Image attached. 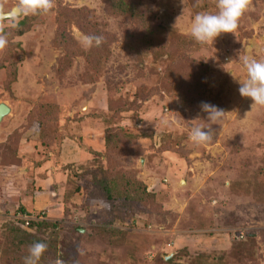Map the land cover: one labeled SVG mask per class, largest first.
<instances>
[{"label":"rangeland","instance_id":"374dc122","mask_svg":"<svg viewBox=\"0 0 264 264\" xmlns=\"http://www.w3.org/2000/svg\"><path fill=\"white\" fill-rule=\"evenodd\" d=\"M58 1L0 50V103L11 108L0 122V264L12 255L7 230L20 205L59 224L35 233L57 246L59 264L63 256L68 264H264V106L252 108L232 75L247 79L243 57L264 62V0H251L235 33L204 45L191 24L197 14H216V0H133L178 35L159 54L135 51L132 23L106 0H61L87 7L118 37L95 71L84 54L94 44L83 47L87 34L71 24L85 52L62 73L69 50L56 38ZM18 3L0 0L5 12ZM22 16L0 19V34ZM10 50L22 58L16 81ZM196 62L209 70L191 89L187 64ZM202 102L223 116L211 124ZM37 113L54 116L53 130ZM196 127H211L210 141L193 143ZM101 169L131 171L141 183H126L131 196L143 191L126 220L114 213L122 201L108 200L98 183Z\"/></svg>","mask_w":264,"mask_h":264},{"label":"trees","instance_id":"16d2710c","mask_svg":"<svg viewBox=\"0 0 264 264\" xmlns=\"http://www.w3.org/2000/svg\"><path fill=\"white\" fill-rule=\"evenodd\" d=\"M106 1L108 4V10L111 13L115 15H122L125 19L132 23L135 36L137 37L135 51L139 49V53L142 51V53L159 54L164 47L169 48L168 42H171L172 47H174L175 42L178 40V35L174 32L168 34L166 28L156 19V16L151 11L145 9L140 3H135L133 0ZM58 2L62 5L61 0ZM57 15L59 29L57 30L56 38L58 40V44L60 46L67 47L69 50V53H67V55L59 62V72L62 73L72 63L71 59L73 54L85 52L79 49L77 39L70 32L69 26L71 24H76L80 30L87 35H97L104 38L100 46L97 47L94 44V47L90 52L84 53L88 58L89 66L95 71H100L104 62L110 56V45L118 39L117 35L106 31L103 27L96 23L91 10L87 7L71 9L62 5ZM35 16L36 15H23L14 27L3 29V33L6 35L8 43L9 40L16 39L17 37L27 33L35 20ZM7 48H13V46H8ZM13 52V50H10L8 55L10 64L9 77L10 79L12 77V79L16 81L18 76L17 63L19 60H22V58L19 55H13ZM196 63L197 64H187L190 67L189 72L191 73L193 71L190 76L191 80L186 83V85L188 84V87L191 89H197L196 87L199 86L203 76L209 70V67L204 62ZM194 102V99L190 101V103ZM35 118L39 122L42 121L43 124L47 126L46 128H48V130H53L51 126H54L56 123V119L53 115L50 113L38 115L37 113ZM45 136L55 137V135H50L48 133H45ZM100 173L103 177L100 179L103 180L104 183L101 180H99L98 183L102 186V190H104L107 194V197H105L111 202H115L116 199H120L122 201L121 207L115 208L114 213L120 217V220H126L127 215L131 214L130 211L132 210L134 204H136V199H139L136 192L138 191L140 196L143 194L142 189L139 190V188L135 192V195L131 196L129 194V191L132 190V188L129 187L132 185V182L129 180L132 181V179H136L134 178L133 172H116L113 175H110L101 169ZM98 178L95 176V179ZM126 183L129 186H126ZM134 183L135 185L141 184L139 181H133V184ZM121 186H124V190L121 189ZM77 189H79V187ZM19 210L23 213L27 212L23 205H20ZM122 214H124V216ZM109 223H112V221L109 220ZM58 225V223L48 221L45 218L43 220H33L29 225H25V222L22 220H19L18 222L13 220V222L9 224V230H7V237H9L8 239L10 241V245H7V249L11 250L12 255L5 253L3 255L5 260L2 264H23V258L28 255V246L34 242H42L47 245V249L41 257L39 264H58L56 259L58 256L57 246L52 247V243L48 244L45 239L35 234L38 230L44 231L43 229L47 227L50 229H56ZM48 250L50 251V256L55 257L54 260H49L47 257ZM63 258V264H68V259H66L65 256H63Z\"/></svg>","mask_w":264,"mask_h":264},{"label":"clouds","instance_id":"9594fccd","mask_svg":"<svg viewBox=\"0 0 264 264\" xmlns=\"http://www.w3.org/2000/svg\"><path fill=\"white\" fill-rule=\"evenodd\" d=\"M251 0H216L218 12L216 14H197L190 28V35L196 43L201 45L212 44L223 33H235L238 28L240 17L248 9ZM55 6V0H19L18 7L23 15L47 14ZM102 36L85 35L82 37V46L90 48L100 46L103 42ZM6 35L0 34V50L7 46ZM243 64L247 71V79H238L232 72L234 78L239 81V92L241 96L251 98L252 108L264 106V62L243 57ZM202 110L207 112L208 121L212 124L217 122L224 114L222 109L207 102H202ZM207 129V131L205 130ZM212 129L196 127L190 134V140L202 145L210 141ZM47 249L42 242H34L28 246V255L23 258V264H39V261ZM59 264V262H58Z\"/></svg>","mask_w":264,"mask_h":264},{"label":"water","instance_id":"95a60500","mask_svg":"<svg viewBox=\"0 0 264 264\" xmlns=\"http://www.w3.org/2000/svg\"><path fill=\"white\" fill-rule=\"evenodd\" d=\"M21 14L19 7H14L11 11L5 12L2 5H0V19L13 18ZM11 112V108L6 103H0V122L3 118Z\"/></svg>","mask_w":264,"mask_h":264},{"label":"built area","instance_id":"2783aa9c","mask_svg":"<svg viewBox=\"0 0 264 264\" xmlns=\"http://www.w3.org/2000/svg\"><path fill=\"white\" fill-rule=\"evenodd\" d=\"M17 215H16V218H18L19 220H22L25 222V225H29L31 221L33 220H43L44 217L40 214H31V213H28V212H21V211H18L16 212Z\"/></svg>","mask_w":264,"mask_h":264}]
</instances>
